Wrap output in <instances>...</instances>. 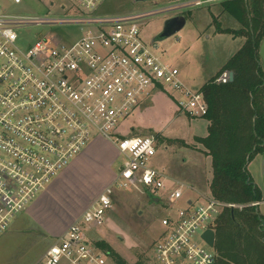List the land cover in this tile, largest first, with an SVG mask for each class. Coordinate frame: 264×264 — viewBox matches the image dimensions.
<instances>
[{
	"label": "built area",
	"instance_id": "built-area-1",
	"mask_svg": "<svg viewBox=\"0 0 264 264\" xmlns=\"http://www.w3.org/2000/svg\"><path fill=\"white\" fill-rule=\"evenodd\" d=\"M72 1L76 7L69 16L49 19L7 14L0 0V234L93 140L102 138L114 144L123 164L35 264H115L86 237L105 225L114 191H143L172 206L183 199L184 189L197 197L161 219L164 231L151 258L157 264H215L217 255L202 240L203 233L214 231L224 210L241 211L258 202L228 203L184 184L168 183L146 166L156 153V138L129 137L119 129L147 99L167 93V88L180 97V111L192 118L206 115L200 91L186 87L177 69L147 48L138 23L156 13L217 0H190L156 12L115 16L89 13L103 0ZM54 25L78 27L81 34L74 40L42 35L32 43L21 42L23 48L18 45L17 31ZM227 81L226 74L218 80Z\"/></svg>",
	"mask_w": 264,
	"mask_h": 264
},
{
	"label": "rangeland",
	"instance_id": "rangeland-1",
	"mask_svg": "<svg viewBox=\"0 0 264 264\" xmlns=\"http://www.w3.org/2000/svg\"><path fill=\"white\" fill-rule=\"evenodd\" d=\"M234 1L217 0L198 7L145 17L138 23L139 37L163 63L177 69L186 87L198 91L244 44V38L215 32L218 28L234 31L241 28L240 23L222 8L224 4L229 6L228 2L234 4ZM243 1L248 3V19L256 16L264 21V0ZM185 2L103 0L89 13L95 16L134 15L160 11ZM2 5L7 14L49 19L69 16V10L76 7L72 0H22L18 5L2 0ZM255 6L259 8L254 16ZM183 14L186 17L184 27L158 42L157 49H153L151 42L162 32L166 20ZM49 34L74 40L81 32L73 26L29 27L17 31L18 45L21 46V42L32 43L37 37ZM260 43V57L264 61V35ZM166 91L147 99L138 109L139 112H134L119 129L120 133L129 137L154 136L156 153L146 166L164 175L168 183H181L200 194L209 195L210 159L194 141V137L206 136L207 122L203 117L192 118L180 111L175 102L180 97L170 88ZM180 141L187 147H182ZM114 147L112 142L99 138L70 162L68 168L59 174L56 185L46 199L49 208L42 211V215L46 212L43 220L48 222L45 216L68 218L74 212L75 215L80 214L100 194L124 162ZM247 172L260 192L261 201L256 208L259 215L264 217V152L248 163ZM151 197L143 191H114L113 206L107 214L105 225L93 228L86 237L92 244L97 241L107 244L126 264H157L151 257L154 243L164 231L161 219L170 211L183 208L185 201L195 199L197 194L184 189L183 199L172 206H168L163 198H158L159 202L155 203ZM25 214L21 211L15 215L8 230L0 234V264H32L53 242L49 236L45 239L41 236L40 239L38 225ZM13 224L15 230L12 231L10 227ZM198 237L197 233L195 238ZM196 241L202 245L200 240Z\"/></svg>",
	"mask_w": 264,
	"mask_h": 264
},
{
	"label": "trees",
	"instance_id": "trees-1",
	"mask_svg": "<svg viewBox=\"0 0 264 264\" xmlns=\"http://www.w3.org/2000/svg\"><path fill=\"white\" fill-rule=\"evenodd\" d=\"M233 3L228 2L229 6L224 4L222 8L241 28L237 31L218 28L217 32L242 37L244 44L199 90L207 105L203 117L207 133L205 137H194V141L210 159L209 196L247 205L261 201L247 165L264 152V69L258 57L264 21L255 16L257 9L255 17L248 19L247 2ZM226 72L233 73V81L218 83ZM179 143L187 147L184 142ZM214 231L216 264H264V217L256 207L224 210L216 219ZM94 245L115 264H126L107 244L97 241Z\"/></svg>",
	"mask_w": 264,
	"mask_h": 264
},
{
	"label": "crops",
	"instance_id": "crops-1",
	"mask_svg": "<svg viewBox=\"0 0 264 264\" xmlns=\"http://www.w3.org/2000/svg\"><path fill=\"white\" fill-rule=\"evenodd\" d=\"M183 1H190V0H183ZM196 7H198V6H196ZM256 7V9L258 10V6H255ZM246 8L249 10V7L248 6H246ZM183 17L185 18V20H186V17H185V15L183 14ZM215 32H217V31H215ZM218 34H222V33H218ZM235 38V37H234ZM242 38V37H241ZM261 44V43H260ZM258 57H259V62H260V66L264 69V61L262 60V58L260 57V45H259V48H258ZM227 62V60L221 65V67L217 70V72L213 75V76H215L218 72H219V70L225 65V63ZM228 73L229 72H226V73H223L219 78H218V80L219 79H221V77L224 75V74H226L227 75V77H228ZM212 76V77H213ZM211 77V78H212ZM218 80H217V82H218ZM228 82V81H227ZM219 83V82H218ZM199 91V90H198ZM155 94H157V93H155ZM176 102V101H175ZM142 106V105H141ZM140 106V107H141ZM137 112V111H136ZM138 112H139V110H138ZM133 131V130H132ZM95 140H97V139H95ZM94 141V140H93ZM92 141V142H93ZM88 147V146H87ZM87 147L82 151V152H84L86 149H87ZM115 148V147H114ZM116 150V149H115ZM81 152V153H82ZM117 152V151H116ZM81 153L78 155V156H80L81 155ZM77 158V157H76ZM75 158V159H76ZM68 168V167H67ZM66 168V169H67ZM114 177V176H113ZM59 178V175L52 181V183L46 188V190H44L42 193H41V195L40 196H37V198L34 200L35 202L32 204V205H30L28 208H26L25 210H24V212L26 213L25 215L29 218V219H32L33 221H34V223H36L37 225H38V228H39V232H37L38 233V237H40V239H42L41 238V236H43V239H45V237L46 236H49V237H51L52 238V240L54 241L57 237H59V236H61L67 229H68V227L73 223V222H75L80 216H81V214L85 211V209L90 205V203L95 199H93V200H91L90 202H89V204H87V206L83 209V211L80 213V214H77V215H75V212L70 216V217H68V218H65V217H62V216H56V215H53V216H45L47 219H48V222H46L45 220H43V215H44V213H46L45 211H44V213H43V215L41 214L42 213V211L43 210H45V209H47V208H49V204L47 203V200L46 199H48L49 197H48V195H49V193H50V191H51V189L53 188V186H55L56 184V182L58 181L57 179ZM113 180V179H112ZM111 180V181H112ZM110 181V182H111ZM110 182L105 186V187H107L109 184H110ZM105 187H103L102 188V190H101V192L104 190V188ZM100 192V193H101ZM150 196V195H149ZM151 197V196H150ZM151 198H153V201H155V199H157L158 201L157 202H159V199L158 198H155V197H151ZM68 202V201H67ZM156 202V203H157ZM259 203V202H258ZM29 215V216H28ZM24 225V224H23ZM17 226V225H16ZM18 229H19V227H17ZM22 228H23V226H22ZM10 229L13 231V230H15V225L13 224L12 225V227H10ZM9 229V230H10ZM214 233H215V231H213ZM45 235V236H44ZM89 240V242L91 241L90 239H88ZM215 242V241H214ZM51 245V244H50ZM49 245V246H50ZM49 246H47V248L49 247ZM47 248L45 249V251L47 250ZM214 248V247H213ZM45 251L39 256V258L38 259H36V260H34L33 262H32V264H35L36 262H38L40 259H41V257L43 256V254L45 253ZM215 251V250H214ZM216 253V252H215ZM217 255V254H216ZM216 264V263H215Z\"/></svg>",
	"mask_w": 264,
	"mask_h": 264
},
{
	"label": "water",
	"instance_id": "water-1",
	"mask_svg": "<svg viewBox=\"0 0 264 264\" xmlns=\"http://www.w3.org/2000/svg\"><path fill=\"white\" fill-rule=\"evenodd\" d=\"M136 1L142 2L145 0H136ZM185 21L186 20L183 16H175L166 20L162 32L158 34L151 42L153 45V49H157L156 44L158 42L178 33L184 27ZM232 81H233V73L229 72L228 82H232ZM157 201L158 200L155 199L154 202L156 203ZM201 238L210 248L214 247L215 233L212 230L205 231Z\"/></svg>",
	"mask_w": 264,
	"mask_h": 264
}]
</instances>
